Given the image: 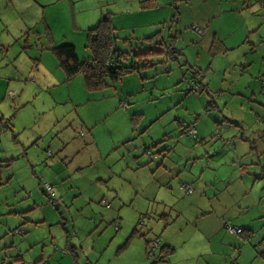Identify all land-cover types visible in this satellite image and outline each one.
<instances>
[{
  "label": "crops",
  "instance_id": "1",
  "mask_svg": "<svg viewBox=\"0 0 264 264\" xmlns=\"http://www.w3.org/2000/svg\"><path fill=\"white\" fill-rule=\"evenodd\" d=\"M2 1L0 0V5H2ZM80 1L21 0L23 8L25 10L31 9V11L23 14L22 25L18 31L21 35L16 40L20 41L25 53L31 46L35 47L36 52L30 51L35 68L29 73L35 74L37 82L36 84L27 83L26 92H22L18 98L23 100L30 98L31 101L41 91L44 94V100L48 103L47 107H54L56 113L54 117L43 122L42 129L27 134L21 140L27 162H25L26 159L21 162L17 170H13L12 176L13 179L17 178V185H20V182L24 185H20V189L24 191L32 189L31 195H12L10 202L4 200L3 208L5 210L12 208L11 205H13L19 211H12V214L20 215L19 219L22 223L27 222V229L21 227L20 224L13 228V233H19L16 231L18 229H21L19 230L21 233L27 232L17 241L18 248L15 259L20 260V264H25L27 255L25 252L29 250L36 255L33 264L41 259L48 264L50 258L47 259V257L50 255L51 248L47 244L56 237L59 240L58 246H62L74 264H100L101 258L107 257L103 251L104 241L108 233L105 232L101 236L106 230L105 228L111 222L119 224L120 216H126L125 213H129L134 221L140 213L150 215L151 210L156 211V208L153 210L150 207L152 205L150 196H156L161 190H165V192L167 190L170 195H174L175 199L171 202L176 208L170 209L171 213L175 212L172 216L167 212H159L161 215L165 214L166 217L157 218L155 217L156 214L153 215L154 217H150L151 226L147 229L149 237H145V242L141 243L140 246L141 254L144 256L147 243L152 239L151 236L158 234L156 238L160 239L161 237V244H159L163 251L156 256L154 264L158 262H162L160 264L173 262H177V264H221L219 260L221 255H224V264L227 262L236 264V262L251 260L250 257L253 256L264 257V249L259 243L264 238V187H260L264 181V165L262 166L264 163V95L263 100L254 98L257 93L255 88L258 87L260 81L258 78L261 76L262 69L264 70V65L261 64V60L264 58V1L114 0L120 9L112 10L110 7L106 11L114 29L124 27L127 30V35L123 36V41L129 42L135 38L139 41V46H142V43L143 46L151 43L152 47L147 48V50L153 51L152 44H155L160 46L161 54H164L166 47L176 48L177 54H179L181 52L174 45L178 33L177 31L169 32L176 24L179 25L183 22L182 17L188 19L185 15V7L180 4L186 2L183 4H188V9L193 11L190 23L191 30L201 36L199 42L202 52L198 50L199 54L195 56V61H193L187 58L184 50H181L184 60L179 65L194 63L199 71L196 80L204 85L205 83L203 84L202 80L199 82L200 79L198 78L201 75L203 64H209V67L217 57L225 55L226 70L236 64L241 65V73L246 71L252 79L253 87L251 88L253 89L250 92L251 99L247 100L246 113L243 116L224 113V115L217 114L218 117H214L215 122L222 119L225 122H231L235 128L224 131L226 135L225 144H228L223 147L225 151L224 161L220 164H224V175L216 173V177L210 178L207 175H197L192 166L188 167L192 177L179 175L183 168H186L185 164L181 167L179 159L183 155L188 158L204 157L201 150L185 148L179 151L180 156H175L172 154L174 139L169 140L172 135L164 133L165 130L162 133L153 131L151 129L154 124L153 120L146 123L140 120V113L127 114L129 113L127 110L129 104L126 108L117 104L119 108L115 110L116 103L124 98L123 96L120 97L118 93L127 92L131 94L130 88H118L113 86L114 83L108 82L100 89L90 90L85 81L82 80L83 75L81 76V73L69 78L66 77L51 48L64 42L71 43L80 59H89L91 53L89 49V51L86 50L87 29L95 25L102 15L101 6L100 12L85 22H92L96 16L101 14L97 20L87 25L86 30L83 31V24H79L78 30L70 29L67 32L62 29V35L55 36L52 22L53 20H60L57 10L59 5L64 4L74 12ZM38 10H41L39 16L36 14ZM51 13L56 15H51ZM65 20V16L62 14V25ZM197 23L206 25L207 28L202 33L196 32L192 25H197ZM39 24L42 28L36 29ZM166 25L168 26L166 27ZM73 26L77 27L75 17L73 18ZM7 30L8 26L5 25V30L1 33ZM164 32H168L166 37L163 36ZM45 34L48 35L43 38ZM181 35L184 37V33ZM24 37H27L30 42L36 41V39L39 41L35 45L29 43V47L24 48L22 40ZM76 39L84 40L85 43L81 50L83 53H87L86 56L78 51L74 43ZM192 45L188 47L190 50L197 47L198 42H192ZM262 47L263 50L259 51ZM44 50L50 51L52 55H47ZM258 51V55L262 56L261 58H255ZM234 52L238 54L237 60L231 58V54ZM175 58L179 60L177 56ZM199 60L202 61L201 64H199ZM195 67L186 68L188 75H190V70L196 69ZM182 82L187 85L184 79ZM245 87L248 90L250 85L247 84ZM227 88H229L228 82L224 81V93ZM184 91L186 96L184 98H189L187 95L193 93L187 92L186 89ZM197 93L199 92L196 91L194 94ZM201 96L198 94V99ZM109 100L112 101L108 102ZM115 101L117 102L115 103ZM232 101L234 100L232 99ZM251 102L255 104L251 106ZM93 103L104 104V106L100 109V113L91 114L89 111L86 114L85 106ZM62 104L65 105L62 106ZM207 104L215 107L216 102L208 100L204 105L205 111L209 113L210 109ZM110 107L113 109L111 110ZM116 112L120 113L116 114ZM190 114L196 116V119L200 117L199 113ZM2 118L0 117V119ZM62 120L67 121L70 126L78 125L82 131L88 132V137L91 140L88 143H83L84 141L80 137L72 136V132L67 133L69 137L64 136V141L69 144L71 138L76 146L67 149L68 144L62 142V151L59 149L55 154L54 162L50 160L52 166L48 169L53 170V166H59L62 162V171L59 173L54 172L55 169L52 172L43 171L40 169V161L36 158L38 156L34 153L38 152L37 146L41 143L40 138L43 135H50L52 130L54 132L61 130ZM260 120L261 122H259ZM57 122L58 124H55ZM50 125L52 126L50 127ZM6 128L7 125L5 124L4 129ZM199 130H196V134H199ZM136 133L139 135L137 137L139 138L138 142L141 143L140 148L138 147L139 151L138 148H133L137 140ZM187 134L190 133L187 132ZM202 134L207 135L205 132ZM245 134L249 135L248 137L251 139H244ZM59 136L62 138V131ZM146 148H150L156 157L151 152H146ZM50 156L52 157L53 154ZM207 163L208 161L201 164V173L205 171ZM261 166L262 173H260ZM32 173H35L39 178V185L42 178L49 179L54 184L58 193L56 195L58 201V206L55 207L58 209L56 213L48 209L50 208L49 205L43 206L44 203H48V199L46 195L40 194L35 188L37 180ZM153 177L156 178L158 184L152 182ZM145 181L148 182L149 186L142 189ZM113 183L115 187L112 191L106 192ZM183 185H190L192 191L187 192ZM67 190L74 195H63ZM92 190L100 192L102 195H97ZM112 195L113 198L119 197L121 199L116 213L113 211V203L109 208L103 205L101 214L96 212V209L87 211L84 208V199L92 201L98 199L100 201L101 197L110 199ZM26 196L28 197L26 198ZM182 197L186 200L179 203ZM61 202L64 205V209L60 210L62 213L58 212ZM40 204L42 207H39ZM99 205L102 206V203ZM98 208L100 209V207ZM8 211L6 210L5 214ZM87 215H89V219L93 220L88 228L85 227L86 222L82 219L81 222H75L73 219L69 223L66 221L68 216L74 218ZM175 216L177 218L173 224ZM19 219L16 220V223L19 222ZM162 219L164 224L159 228L157 220ZM57 221L62 226V232L52 229V225ZM225 221L242 227L244 232L234 234L228 231L224 226ZM4 222L8 223L7 220ZM6 223H0V226L6 225ZM188 225L190 228L187 232ZM154 228H158V230L155 231ZM90 231H95L94 235H87ZM135 231H137L136 227L134 230L130 228L129 236L122 246H119L121 248L119 258L130 248V238ZM173 231L176 232L174 237L171 236ZM254 231H256L255 236ZM143 235L141 234V236ZM61 236H64L63 245H61ZM55 245L58 248L57 244ZM23 248L29 249L23 251ZM199 249H207L205 254L214 255L213 258L202 259L203 252H200ZM101 264L111 263L103 262Z\"/></svg>",
  "mask_w": 264,
  "mask_h": 264
},
{
  "label": "rangeland",
  "instance_id": "2",
  "mask_svg": "<svg viewBox=\"0 0 264 264\" xmlns=\"http://www.w3.org/2000/svg\"><path fill=\"white\" fill-rule=\"evenodd\" d=\"M183 3L186 2H181L180 4L185 7V15L188 17V19L182 17L183 22L179 25L176 24L174 27H172L171 32H169L173 33L174 31H177L178 36L176 38V41L174 42V45L181 53L177 54L178 51L174 46H172L175 49L166 47L164 55L163 53L161 54L159 45L152 44L154 50L151 53H147L144 55L147 59L143 58L141 60H138L136 56H128L124 64H134L139 68L137 69V71L129 72L124 75V77L121 78L120 81L113 82V86L115 87L126 89L130 88L132 90L131 94L127 92L124 94L118 93L120 97L123 96L124 98L119 102L115 101V103H117L116 107L114 108L115 110H118L117 108L119 107H117V104L122 108H126L129 104V108L127 109L129 113L127 114L140 113V120L146 123L153 120L154 124L151 126V129L153 131L162 133L163 130H165L164 133L172 135L169 140L174 139V150L172 154H174L175 156H180L179 151L185 148H192L194 150L202 151L201 153L204 154V157L188 158L183 155V157L179 159L181 167H183L184 164L186 165V168H183L181 174L178 173L180 176L192 177L190 175L191 171L188 170V167L192 166L193 171L197 175H207V177L209 178L216 177V173H218L219 175H224V164L220 165L221 162L224 161L225 151L223 150V147L224 145H228L225 144L224 138H226V135L224 134V131H227L228 129L232 130V128L235 127L231 122L228 123L222 119L219 122H215L214 117H218L217 114L224 115V113H233L234 116H243L246 113L245 107L248 106L247 100L251 99L250 92L253 89L251 88L253 87V83L252 79L249 77L246 71L241 73V65L236 64L235 66H231L226 70L227 66L225 64L227 62L224 61V55L221 57H217L215 62L213 61V63L209 67V64H203L202 71L200 72L201 75L198 78L203 81V84H206V87L202 90L198 89L197 91L199 93H191L190 95H187L189 96V98H184L186 97L184 89H187L188 86L184 82H182V80H185V77L188 76L186 68H192V65H194V63L187 65L184 64L183 66L179 65L183 63L184 60V56L182 55L181 50H184L189 60L195 61V56L199 54L198 50L202 52V48L200 46L201 43L199 42L201 40V36L193 32L190 26L193 11H190L188 9V4ZM101 6L102 14L108 11L110 7L112 8V10H116V8L117 10L120 9L114 2V0H81L74 12L72 11V9L67 8L64 4L59 5L57 10L58 14L60 15V20H53L52 22V29L55 33L54 35L57 37L61 36L62 29L67 32L70 29L78 30L79 24H83V31L86 30L87 25L97 20L101 14L99 16H96L92 22H85L92 18L94 14L100 12ZM0 9V110L3 111L2 113L0 111V117H3L2 119H0V223H6L4 222V220L8 221V223H6V225L8 224V227L6 225L0 226V264H20V260L15 259L18 248L17 241L20 239V237L26 235L27 232L13 233V228L16 225L20 224L21 227H25L27 229V222L22 223L21 219H19L20 215L12 214V211H19V209H17L13 205H11L12 208L6 209L9 211L5 214L6 210L3 208V204L5 202L4 200L10 202L12 195H31L32 189H27L26 191L20 189L19 186L23 184L18 180L20 182V185H17V178L13 179L12 176L13 170H17L21 162L26 159V156L24 155L25 149L21 144V140H23L27 134L34 133L38 129H42L43 122L54 117L56 110L54 107H47L48 103L44 100V94L41 91L36 96H34L31 101L30 98H28L27 100L18 98V95H20L22 92H26L25 86L27 85V83L31 82L32 84H36L37 82L35 74L29 73L30 70H33L35 68V65H33L34 59L31 58L30 51L36 52V49L34 46H31L28 52L25 53L23 51L24 49H22L20 41L16 40V38L21 35L18 31L22 25L21 22L24 18L23 14L25 15L26 12L31 11V9L25 10L23 8L21 0H3L2 5H0ZM40 13L41 10H38L36 13L37 16H39ZM62 14L66 19L63 25ZM51 15L56 14L51 13ZM74 17L76 19L77 27L73 26ZM5 25L8 26V30L6 31L7 33L5 31L4 33H1V31L5 30ZM197 25L204 29L207 28L206 25L203 26L199 23H197ZM167 26L168 25H166V27ZM41 28L42 26L41 24H39L38 28L36 29ZM126 31L127 30L124 27L117 30L115 29V34L119 35V38H117L116 41V45L118 46V48L133 52L151 51V49L147 50V48L152 47L151 43H147L144 46L142 43V46H139L140 43L135 38L133 40H130L129 42L123 41V36L127 35ZM31 33L33 34V31ZM182 33H184V37H181ZM47 35L48 34H45V37ZM166 35H168V32L163 33L164 37H166ZM167 39H165V42H167ZM192 42H198V46L190 50L188 47L192 45ZM74 43L78 48L80 54L86 56L87 53H83L81 50L85 43L84 40L76 39ZM86 50L89 51L87 47ZM261 50H263V47L259 51ZM44 51L45 53H47V55H52L50 51ZM259 51L257 54H255V58L262 57L261 55H258ZM5 52L7 53L5 54ZM237 55L238 54L234 52L233 54H231V58L233 60H237ZM176 56L179 58V60L175 58ZM146 60L148 61L149 65L147 67H143L147 65ZM201 63L202 61L199 60V64ZM258 79H260V81L258 87L255 88L257 90V93L254 98L257 97L263 100V69L261 76ZM82 80H84L83 76ZM224 81L228 82L229 87L225 89V93ZM247 84L250 85V87H248V90H246L245 87ZM118 90L122 92L120 89ZM9 91H12L13 95H9ZM198 94L202 95L199 99ZM232 99L234 101H232ZM208 100H214L216 102L215 107L207 104L210 109L209 113L205 111L204 107ZM110 101L112 100H109L108 102ZM250 104L251 106H253V104L255 103L251 102ZM63 105L65 104H62V106ZM67 106L69 105L67 104ZM103 106L104 104L98 103L88 104V106H85L84 111L86 112V114L89 111L91 114H96L98 112L100 113V109ZM187 108L189 109L187 110ZM110 109L112 110L113 107H110ZM118 113L120 112H116V114ZM190 113H199L200 117L196 119V116H193ZM188 122H192L193 124ZM259 122H261V120ZM5 124L7 125L6 129H4ZM55 124H58V122ZM187 124H190V126H193L196 130L200 129L199 134H187V129L190 127H186ZM218 125H220V127H218ZM51 126L52 125H50V127ZM60 129L61 130H57L55 132L52 130L50 131V135L45 134L40 138L41 143L37 146L39 150L38 152H35L34 155L38 156L36 158L40 161V169H42L43 171L52 172L54 169V172L57 173H59V171H62V162L59 166H53V170L48 169L50 168V166H52L50 160H53L54 162L55 154L59 149L62 151V142H65L66 145L68 144L66 141H64L63 138L64 136H66V138L69 137L67 133L72 132V136L74 135V137L76 138L80 137L81 139H83V143H88L91 140L88 137V132L82 131L78 125H68L67 121L62 120V127ZM61 131L62 138L59 136ZM203 132H205L207 135H203ZM136 134L135 137L137 138L139 135L138 133ZM248 136L249 135L245 134L244 139H251V137ZM138 141L139 138H137L136 142L134 143L135 145H133V148H140L141 143H139ZM58 145H60V148H58ZM75 146L76 144H74V142L71 141L70 138V143L68 144L67 149L73 148ZM48 148H50L51 150L50 154H53L52 157L50 156V154H46V149ZM140 155L143 156L141 153ZM207 161L208 163L205 167V171L201 173V164L206 163ZM25 162H27V159L25 160ZM263 165L264 163H262V166ZM262 166L260 167V173H262ZM32 175L37 180L35 188H37V191L40 194L46 195V198L48 199L47 193L43 189L46 182L52 185L55 195L58 194L54 184L49 179L42 178L39 185V178L37 177V175L35 173H32ZM152 182L158 184L155 177H153ZM145 186H149L147 181L143 182V187L141 188L143 189ZM103 187L104 189H106L105 186ZM114 187L115 184L113 183L112 186H109V189H107L106 192H111ZM260 187H264V181L260 184ZM257 188L258 186L256 187V189ZM92 191L95 192L94 190ZM166 192L165 190H161L156 195L158 197H156L155 195L150 196L152 198V205H150V207H152L151 209L156 208V211L153 209L154 211L151 210V212H149L150 215L140 213L133 221L131 215L129 213H125L126 216H120V227L118 223L114 224L111 222V224H109V226L105 228L106 230L101 234V236L104 235L105 232L106 234L108 233L104 241L105 247L103 251L105 252L104 255L107 257H102L99 261L100 264L103 262L111 264H154V259L156 258V256L163 251L162 246L160 245L161 237L160 239L157 238L160 244L155 250L154 255H150L146 247V254L144 253L143 256L141 254L140 245L141 243L145 242V237H149V231L147 229L151 226L150 217H154V214H156L155 217L157 218L166 217L165 214L161 215L159 212H167L170 216L175 213H171L170 211L171 208H176V206H173L174 203L171 202L175 199V197L174 195H170L168 192ZM95 193L97 195H102L100 192ZM66 194L74 195L69 190L63 193V195ZM27 197L28 196H26V198ZM184 197L179 200V203H182L184 200H186ZM99 200L100 201L96 199L92 201L90 199H84V208L87 211H90L91 209H93L94 211L96 209V212L101 214L103 205L100 206L99 203H102V200H107L108 202H110V206L111 203H113V211L114 213H116L119 208V200L121 199L119 197L113 198L112 195V198L110 199L101 197ZM47 202L48 203H44L43 206L49 205L50 208L48 209L56 213L58 209H56L49 202V199L47 200ZM41 205L42 204H40L39 207H42ZM98 207H100V209ZM62 209H64V205L61 202L58 212L62 213V211H60ZM88 216L89 215L76 216L74 218H70L68 216V220L66 221L67 223H69L72 222V219L75 222H81L83 220L86 222L85 227L88 228L93 222V220L89 219ZM176 218L177 216L174 217L173 224ZM18 219L19 222L16 223V220ZM130 222L133 223L131 224ZM157 222L159 228L162 226V224H164L163 219L157 220ZM103 224L105 225V223ZM135 227L137 231H135L134 235L130 238V248L119 258L118 255L121 252V248H119V246H122L123 242L129 236L130 228L134 230ZM189 228L190 226L188 225L187 232L189 231ZM52 229H57L58 232H62V226L58 221L57 223L52 225ZM154 230L156 231L158 230V228H154ZM94 233L95 231H90L89 233H87V235L92 236L94 235ZM141 234L144 235L141 236ZM171 234V236L174 237L176 235V232L173 231L171 232ZM255 235L256 231H254V236ZM157 236L158 234H154L151 237L156 238ZM61 239V245H63L64 236H61ZM58 241V238L54 237L52 238L51 243L47 244L51 248L49 257L46 256L47 259L50 258L48 264H74V261L67 256V253L64 251L62 246H58ZM55 244H57L58 248L55 247ZM27 249L29 248H23V251ZM199 251L203 252L202 259H212L214 256L206 255L205 253L207 252V249H199ZM25 253L27 254L25 264H33V262L36 260L35 253L29 250H27ZM54 254L57 255L54 257ZM250 258L252 259L243 262H236V264H264V257L253 256ZM219 260L221 264H224V255L219 256ZM160 263L162 262H158L156 264ZM166 264H177V262ZM227 264L229 263L227 262Z\"/></svg>",
  "mask_w": 264,
  "mask_h": 264
},
{
  "label": "trees",
  "instance_id": "3",
  "mask_svg": "<svg viewBox=\"0 0 264 264\" xmlns=\"http://www.w3.org/2000/svg\"><path fill=\"white\" fill-rule=\"evenodd\" d=\"M204 30L205 29L203 28V31ZM43 38H45V36H43ZM117 38H119V35L115 34V29L111 24L110 16L108 13H104L100 16L95 25L87 29L86 46L91 53L89 59H80L76 53L74 45L67 42L53 46L51 50L56 55L58 65L63 69L67 78L72 77L77 73H81L87 88L95 90L107 85L108 82L113 83L121 80V78L129 72L137 71L139 68L138 66L134 64H124L128 56H136L138 60H141L143 58L147 59L144 55L152 52H133L123 50L116 45ZM22 40L24 48H28L29 43L35 45L37 41H39V39H36V41L30 42L27 37H24ZM146 63L147 65L143 67L149 65L147 60ZM261 64L264 65V58H262ZM192 66L195 67L194 65ZM197 73H199V71L196 68L195 70H190V75L185 77V81L191 83L190 88L186 89L188 90L187 92L196 93L198 89L202 90L206 87L197 82ZM199 82H201V80ZM189 126L190 124L186 125V127ZM146 152H151V154L156 157L155 153H153L150 148H146ZM227 222L230 223L229 221ZM239 228L242 229L240 233H243V228Z\"/></svg>",
  "mask_w": 264,
  "mask_h": 264
},
{
  "label": "built area",
  "instance_id": "4",
  "mask_svg": "<svg viewBox=\"0 0 264 264\" xmlns=\"http://www.w3.org/2000/svg\"><path fill=\"white\" fill-rule=\"evenodd\" d=\"M262 1H264V0H262ZM192 28L196 32H199V33H202L203 32V28L199 27L198 25H192ZM187 86H188L187 89H189L190 86H191V83L190 82H187ZM9 93H10V95H13V92L12 91H10ZM188 132L189 133H192L193 135H195L196 134V129L193 126H190L188 128ZM50 153H51L50 148L46 149V154H50ZM183 187H184V189L187 192H191L192 191V187L190 185H183ZM43 189L47 193L49 202L54 207H57L58 206V201H57L55 192H54V190L52 188V185L46 182L44 184ZM102 205H104L105 207H109L110 206V203L107 200H102ZM224 226H225V228L228 231H230V232H232L234 234H238V233H240L242 231L241 228L235 227V226L231 225L230 223H228L227 221H225ZM19 230H21V229H18L16 231L20 232ZM260 245H261L262 249H264V238L260 241ZM158 246H159V241L157 240V238H152L147 243V251H149V254L150 255H154L155 254V250L157 249ZM35 264H47V263H46L45 260L41 259V260H38Z\"/></svg>",
  "mask_w": 264,
  "mask_h": 264
}]
</instances>
